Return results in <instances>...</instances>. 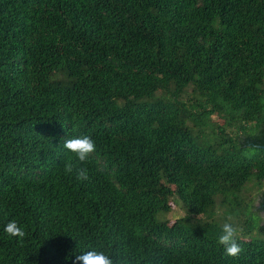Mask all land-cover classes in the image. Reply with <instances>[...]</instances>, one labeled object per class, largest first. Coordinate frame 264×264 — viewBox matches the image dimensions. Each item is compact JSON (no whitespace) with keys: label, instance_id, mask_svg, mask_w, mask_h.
Wrapping results in <instances>:
<instances>
[{"label":"trees","instance_id":"16d2710c","mask_svg":"<svg viewBox=\"0 0 264 264\" xmlns=\"http://www.w3.org/2000/svg\"><path fill=\"white\" fill-rule=\"evenodd\" d=\"M263 212L264 0H0V264H264Z\"/></svg>","mask_w":264,"mask_h":264},{"label":"clouds","instance_id":"9594fccd","mask_svg":"<svg viewBox=\"0 0 264 264\" xmlns=\"http://www.w3.org/2000/svg\"><path fill=\"white\" fill-rule=\"evenodd\" d=\"M62 148L75 154L76 159L84 163L89 160L91 154L96 151V144L89 135L70 137L63 140ZM65 172L72 174L75 172L76 178L81 181L88 180L87 171L84 168L75 167L72 163L65 165ZM240 229L227 218L220 226V232L217 236L218 245L222 246L224 255L228 257H237L242 251L239 238ZM4 232L10 237L23 239L25 231L15 220H10L4 226ZM73 264H113V260L104 251L89 247L88 250L75 256Z\"/></svg>","mask_w":264,"mask_h":264},{"label":"rangeland","instance_id":"374dc122","mask_svg":"<svg viewBox=\"0 0 264 264\" xmlns=\"http://www.w3.org/2000/svg\"><path fill=\"white\" fill-rule=\"evenodd\" d=\"M220 122V121H219ZM254 194V190L252 189L251 191H248L245 195L247 196V198L250 197V195H253ZM170 205H171V211L170 213H168L167 215H160L159 216V219L160 220H168L169 222H173L174 220L176 219H179L183 216H185V213H184V209L182 208V205L175 199V198H171L170 199ZM225 215V212H224V209H220L217 211V214L216 216L214 217V219L219 222V224H222L223 221H222V216ZM231 218V222L236 224V226L238 227V223H239V219L241 220V222L243 221V217L242 215L239 217H232V216H229ZM260 217L262 219V222L264 223V212L260 214ZM201 218V217H199ZM240 229V228H239ZM249 237V235H248Z\"/></svg>","mask_w":264,"mask_h":264}]
</instances>
